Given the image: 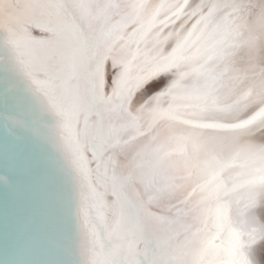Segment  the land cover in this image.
Listing matches in <instances>:
<instances>
[{"label": "bare ground", "instance_id": "obj_1", "mask_svg": "<svg viewBox=\"0 0 264 264\" xmlns=\"http://www.w3.org/2000/svg\"><path fill=\"white\" fill-rule=\"evenodd\" d=\"M87 1L100 31L99 19L106 18ZM97 4L103 6L101 12L115 13V22L123 27L115 29L113 42L103 39L94 56L96 69L104 61L102 96L114 106L104 108L108 123L120 142L143 130L116 162L126 169L136 164L131 194L143 206L133 230L145 236L147 248L148 234L161 236L168 264H264V0ZM175 8L178 13L173 15ZM175 16L183 21L171 20ZM112 23L102 29H113ZM105 30L92 27L90 33L96 37ZM200 37L207 42V53L185 61L193 56ZM230 53L236 63L228 59ZM224 57L229 67L222 63ZM108 59L114 63L112 72ZM116 63L122 64L121 72ZM124 69L125 84H120ZM193 72L211 73L221 80L219 87H205L204 78L189 76ZM244 79L249 80L247 87H242ZM197 82L202 89L195 87ZM118 102L124 106L118 107ZM262 106L254 117L260 119L247 118ZM186 112L190 118H185ZM184 119L213 122L221 129L187 128ZM236 122L245 123L228 130ZM134 152L140 154L136 161L128 160ZM118 246L124 250L122 242ZM162 257L155 264H161ZM137 261L143 264V259Z\"/></svg>", "mask_w": 264, "mask_h": 264}, {"label": "water", "instance_id": "obj_2", "mask_svg": "<svg viewBox=\"0 0 264 264\" xmlns=\"http://www.w3.org/2000/svg\"><path fill=\"white\" fill-rule=\"evenodd\" d=\"M96 1L91 4L106 18L99 19L100 31L116 26L94 37L91 28L100 32L99 25L87 0H0V264H155L162 256L161 264H168L161 236L148 234L147 248L145 236L133 230L143 206L131 194L136 164L126 169L116 162L143 130L120 142L108 123L105 109L114 106L102 96L105 64L96 69L94 56L102 41L113 42L119 18L101 12ZM201 39L185 61L207 53ZM228 59L236 63L232 53ZM107 64L112 72L113 61ZM121 65L115 64L119 70ZM189 76L204 78L205 87L221 81L211 73ZM191 122L184 124L221 129Z\"/></svg>", "mask_w": 264, "mask_h": 264}, {"label": "rangeland", "instance_id": "obj_3", "mask_svg": "<svg viewBox=\"0 0 264 264\" xmlns=\"http://www.w3.org/2000/svg\"><path fill=\"white\" fill-rule=\"evenodd\" d=\"M177 8H175L174 10H176ZM174 12V11H173ZM241 84H245V85H242V87H247L248 85H250L249 84V80H247V79H244L243 81H242V83ZM247 99V98H246ZM253 119V117L252 118H250L249 120H252ZM249 120H247V121H249ZM256 119H253V121H255ZM250 124V123H249ZM256 128L258 127V126H255Z\"/></svg>", "mask_w": 264, "mask_h": 264}]
</instances>
